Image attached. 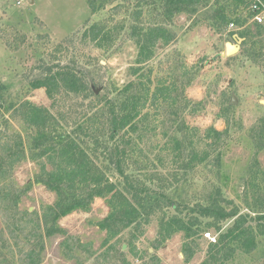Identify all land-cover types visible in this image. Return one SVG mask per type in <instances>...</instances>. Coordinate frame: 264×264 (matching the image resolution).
<instances>
[{
	"label": "rangeland",
	"instance_id": "374dc122",
	"mask_svg": "<svg viewBox=\"0 0 264 264\" xmlns=\"http://www.w3.org/2000/svg\"><path fill=\"white\" fill-rule=\"evenodd\" d=\"M161 3L162 0H0V84L5 94V107L11 102L29 99L55 115L70 117L73 113L78 114L80 104L96 102L99 95L117 97L120 88L136 79L131 68L136 66L138 48L131 27L161 22ZM234 7L231 0H208L177 14L172 21L164 23L175 39L168 46L160 42L154 58L145 65L146 69H153L151 77L154 81L180 77L190 70L188 76L192 77V83L186 86L185 94L193 102L202 100L204 104L200 111H195L197 107L191 103L178 116L169 105L163 106L158 114L149 105V129L141 150L137 149L136 153L130 150L127 160L131 166L129 172L152 188H158L159 181L157 178L151 181L150 174H160L172 182L167 195L184 208L183 214L188 206L208 203L214 192H219L225 207L238 206L242 212H249L244 196L247 180L255 164L264 168V150H258L252 134V128L264 116V24L253 17L242 26H226L221 22L219 12L222 9L228 12ZM236 14L246 18L249 12L242 10L230 13V16L235 18ZM94 23H100L110 31L111 45L104 42L99 46L83 38L86 28ZM247 27L252 35L246 39L247 44H243L246 40L242 33ZM258 29L261 35H257ZM230 42L240 45L239 51L229 54L227 44ZM57 60L65 64L77 63L96 94L92 92L79 99L60 97L46 88L32 89L31 82L48 64H57ZM5 107L0 106V134L8 136L15 130L24 135L21 123ZM172 120L184 121L199 129L201 134L210 126L219 130L228 126L229 135L208 161L184 170L181 162L173 158L172 149L165 147L175 135H182ZM136 162L146 169L136 170ZM97 163L100 166L106 164L100 159ZM38 171L39 165L30 158L15 168L12 180L23 191L19 203L21 210L41 212L44 205L56 199L54 192L36 181ZM110 176L117 181L123 180L114 170ZM166 210L170 214L177 212L173 206ZM109 211L107 202L96 198L88 211H74L59 221L61 227L81 242L90 243L96 250L94 256L77 248L80 260L67 258L62 247L65 236L57 233L45 238L41 264H121L120 259L116 260L115 249L111 251L109 261L104 262L101 255L107 248L103 245L107 233L98 223ZM159 215H153L140 230L134 226L122 229L116 249L125 253L129 264H200L210 242L206 237L200 240L199 251L190 261L185 260L182 252V233L175 234L154 252L152 242L159 231ZM232 223L233 219H227L223 223L224 230ZM211 232L216 236L219 234L214 229ZM7 237V222L0 210V264H22L14 239L5 242ZM130 239L135 240L143 258L130 253ZM154 253L159 256V261L150 259ZM224 264H264V236L259 237L254 252L237 251Z\"/></svg>",
	"mask_w": 264,
	"mask_h": 264
},
{
	"label": "trees",
	"instance_id": "16d2710c",
	"mask_svg": "<svg viewBox=\"0 0 264 264\" xmlns=\"http://www.w3.org/2000/svg\"><path fill=\"white\" fill-rule=\"evenodd\" d=\"M206 1L162 0L161 22L146 27L132 25L131 35L136 38L138 55L131 72L136 79L120 88L117 97L99 95L96 102L80 104L78 114L73 113L70 117L67 114L55 115L29 99L11 102L5 107V94L0 84V106L12 111V117L18 119L25 133L13 130L8 136L0 134V210L8 228L5 242L14 239L22 264H41L46 248L45 238L57 233L65 236L62 247L67 258L79 261L77 248L94 256L96 250L91 244L81 242L61 227L59 221L74 211H88L96 198L104 199L110 207L107 216L98 223L107 233L103 241L107 248L101 254L104 262L110 260V253L115 249L118 253L116 260L129 264L125 253L116 249L120 241L118 235L124 228L134 226L140 230L158 213L159 231L152 242L154 252L175 234L182 233V252L185 260L190 261L199 251L205 232L211 229L219 233L217 241L209 242L206 257L200 264H224L237 251L252 253L258 248L259 237L264 236V168L261 165L255 164L245 187L249 212H242L238 206L225 207L219 192H214L208 203L188 206L183 214L184 208L172 202L167 195L172 182L160 174H150L151 181L155 178L159 181L158 188H152L146 181L133 176L127 163L129 151L136 153L137 149L141 150V143L149 129V105L154 107L156 114L163 106L169 105L177 116L191 103L197 107L195 111L203 108L202 100L193 102L185 94L186 86L192 83V77L188 76L190 70L184 72L181 79L178 76L154 81L151 77L153 69H146L145 65L154 58L160 42L168 46L175 39L172 30L164 23ZM231 1L235 5L233 10L218 11L221 22L226 26L232 22L242 26L258 12L253 7L255 0ZM261 1L264 3V0ZM242 10H248L246 18L240 14H236L235 18L230 16V13ZM259 30L257 35H261ZM245 31L242 37L246 40L252 31L249 27ZM109 35L110 31L105 26L94 23L86 28L83 38L99 46L104 42L111 45L113 39ZM243 44H247V40ZM56 63L48 64L42 74L31 82L32 89L46 88L60 97L79 99L94 92L86 73L77 63L65 64L58 60ZM175 123L182 135H175L165 147L172 149L173 158L181 162V169L184 170L194 169L208 161L229 135L228 126L223 130L210 126L201 134L199 129L184 121L172 120V124ZM10 125L13 128V124ZM252 134L258 150H264V116L252 128ZM27 158L39 165L36 181L56 195L55 201L44 205L41 212L19 208L23 191L12 177L16 166ZM98 159L106 164L100 166ZM136 163V170L146 169ZM113 170L123 180L112 179L110 172ZM169 206L176 207L177 212L170 214L166 210ZM227 219H233V223L224 230L223 223ZM128 245L134 257H144L134 239H130ZM150 259L154 262L160 258L154 253Z\"/></svg>",
	"mask_w": 264,
	"mask_h": 264
},
{
	"label": "built area",
	"instance_id": "2783aa9c",
	"mask_svg": "<svg viewBox=\"0 0 264 264\" xmlns=\"http://www.w3.org/2000/svg\"><path fill=\"white\" fill-rule=\"evenodd\" d=\"M24 1V0H20ZM253 7L258 11L257 14L255 15L254 19L258 23H263L264 24V3L261 0H255ZM231 26H234L235 23H230ZM205 237L209 239L211 242H216L217 241V236L211 232L207 231L205 232Z\"/></svg>",
	"mask_w": 264,
	"mask_h": 264
},
{
	"label": "water",
	"instance_id": "95a60500",
	"mask_svg": "<svg viewBox=\"0 0 264 264\" xmlns=\"http://www.w3.org/2000/svg\"><path fill=\"white\" fill-rule=\"evenodd\" d=\"M230 47L233 48L232 51H230V49H229ZM239 49H240V45L232 44L231 42L227 44V52L229 54L237 52V51H239Z\"/></svg>",
	"mask_w": 264,
	"mask_h": 264
},
{
	"label": "bare ground",
	"instance_id": "6f19581e",
	"mask_svg": "<svg viewBox=\"0 0 264 264\" xmlns=\"http://www.w3.org/2000/svg\"><path fill=\"white\" fill-rule=\"evenodd\" d=\"M229 49H230V51H232L233 48L230 47Z\"/></svg>",
	"mask_w": 264,
	"mask_h": 264
}]
</instances>
